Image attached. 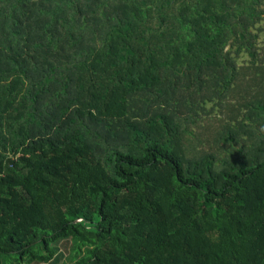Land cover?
Returning <instances> with one entry per match:
<instances>
[{"label":"trees","instance_id":"16d2710c","mask_svg":"<svg viewBox=\"0 0 264 264\" xmlns=\"http://www.w3.org/2000/svg\"><path fill=\"white\" fill-rule=\"evenodd\" d=\"M264 264V0H0V264Z\"/></svg>","mask_w":264,"mask_h":264},{"label":"rangeland","instance_id":"374dc122","mask_svg":"<svg viewBox=\"0 0 264 264\" xmlns=\"http://www.w3.org/2000/svg\"><path fill=\"white\" fill-rule=\"evenodd\" d=\"M58 245L60 246L58 253L48 262V264H62L71 261L69 258L68 246L64 245V242H60Z\"/></svg>","mask_w":264,"mask_h":264}]
</instances>
